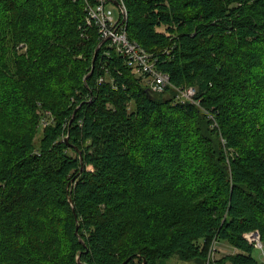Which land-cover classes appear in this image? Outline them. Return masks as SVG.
<instances>
[{
	"label": "trees",
	"instance_id": "trees-1",
	"mask_svg": "<svg viewBox=\"0 0 264 264\" xmlns=\"http://www.w3.org/2000/svg\"><path fill=\"white\" fill-rule=\"evenodd\" d=\"M123 2L195 101L100 44L86 0H0V264H206L220 241L211 264H263L264 0Z\"/></svg>",
	"mask_w": 264,
	"mask_h": 264
},
{
	"label": "built area",
	"instance_id": "built-area-1",
	"mask_svg": "<svg viewBox=\"0 0 264 264\" xmlns=\"http://www.w3.org/2000/svg\"><path fill=\"white\" fill-rule=\"evenodd\" d=\"M97 1L98 3L94 14L101 21L107 24L105 29H96L100 41H107L106 45L123 56L127 65L145 74L146 84L151 91L162 92L168 87H171L172 89L183 91L187 98H192L189 101H195L194 96L196 94V87L193 85H186L182 87L174 86L170 82L169 76L156 68L150 53L145 51V49L142 48L136 41L129 39L127 32L125 33L126 29L117 28V24H122L125 26L124 21L126 18V11H123L122 9L123 1L119 0L121 2V6L118 7L117 17L113 16L112 10L108 6L110 3L109 0ZM246 237L248 240L255 242L256 247L258 245L262 246L257 232L247 233Z\"/></svg>",
	"mask_w": 264,
	"mask_h": 264
},
{
	"label": "rangeland",
	"instance_id": "rangeland-1",
	"mask_svg": "<svg viewBox=\"0 0 264 264\" xmlns=\"http://www.w3.org/2000/svg\"><path fill=\"white\" fill-rule=\"evenodd\" d=\"M108 6L111 8L112 13H113V16L114 17H117V15H118L117 8L114 7L113 5H110V4ZM22 50H23V47L20 48V51H22ZM248 58H251V55H248ZM135 73H136V75L137 74L138 75H141L140 74L141 72L139 73L138 71H136ZM165 89H166V87H165ZM166 94L169 95L168 97H173V98L177 99L178 101H184L185 102V101H189V100L192 99V98H187L186 95L183 93V91L177 90V89L176 90L175 89L174 90L171 89ZM255 104H256V106H258L261 103L257 104L256 101H255ZM38 111H41V110H38ZM22 119H25L24 120V123L26 125L31 124L30 121H26V120H28V118H26V115L25 116H22ZM32 122H33V120H32ZM40 123H41V121L39 120V125H40ZM260 132L261 133L264 132V126H263V129L261 128ZM248 237H249V235H248ZM16 249H18V248H16ZM16 249H15V251H16ZM237 251L238 250L236 248L232 247L227 242H223V241L215 242L213 244V246H212V249H211V252H210V256L206 260V264H211L212 261H214L215 259H219L220 257H222L225 254H231V253H235ZM12 254H14V251L12 252ZM255 256L258 258V260L260 262H262L264 264V247L263 246L258 245L256 247ZM165 264H195V263L192 262V261L180 260V259H178L175 256H171L170 258H168L165 261ZM227 264H230V263H227Z\"/></svg>",
	"mask_w": 264,
	"mask_h": 264
},
{
	"label": "bare ground",
	"instance_id": "bare-ground-1",
	"mask_svg": "<svg viewBox=\"0 0 264 264\" xmlns=\"http://www.w3.org/2000/svg\"><path fill=\"white\" fill-rule=\"evenodd\" d=\"M123 1V0H122ZM109 4L110 5H113L114 7H116L117 8V11H118V7H120L121 6V2L119 1V0H109ZM97 3H98V1L97 0H86V7H85V10H86V21H87V23H88V25L89 26H96L97 27V29L98 28H101V29H105V27L107 26V24L106 23H104L103 21H101L95 14H94V11L96 10V7H97ZM124 7H125V5H124V2H123V5H122V9H123V11H126V7H125V10H124ZM126 17H127V11H126ZM124 24H125V26L124 25H122V24H117L116 26H117V28H119V29H126V18H125V21H124ZM127 32V29H126V31H125V33ZM127 36H128V34H127ZM129 38V37H128ZM130 39V38H129ZM131 40H133V39H131ZM135 41V40H134ZM101 43H107V41H105V40H102V41H100V44ZM139 44V43H138ZM140 45V44H139ZM141 46V45H140ZM142 47V46H141ZM143 48V47H142ZM146 51V50H145ZM148 52V51H147ZM149 53V52H148ZM151 55V57H152V54H150ZM152 60L154 61V59H153V57H152ZM154 63H155V61H154ZM136 71H138L139 72V70H136ZM161 71V70H160ZM140 73V72H139ZM141 75H143L144 76V79H145V81H144V84H146V76H145V74H143V73H140ZM168 75V74H167ZM147 85V84H146ZM195 87V86H194ZM47 114V113H46ZM47 118V117H46ZM44 119V118H43Z\"/></svg>",
	"mask_w": 264,
	"mask_h": 264
},
{
	"label": "water",
	"instance_id": "water-1",
	"mask_svg": "<svg viewBox=\"0 0 264 264\" xmlns=\"http://www.w3.org/2000/svg\"><path fill=\"white\" fill-rule=\"evenodd\" d=\"M97 50H98V48L95 49L94 57H93V59H92V64H93V62H94V58H95V56H96ZM80 160H81V155H80ZM68 201H69V203H71V205H72V198H71L70 196H68ZM80 239H81V238H80ZM125 262H127V260L124 261L122 264H125Z\"/></svg>",
	"mask_w": 264,
	"mask_h": 264
}]
</instances>
